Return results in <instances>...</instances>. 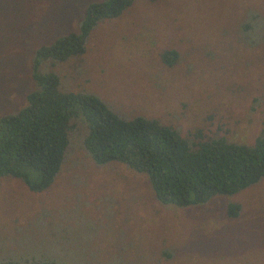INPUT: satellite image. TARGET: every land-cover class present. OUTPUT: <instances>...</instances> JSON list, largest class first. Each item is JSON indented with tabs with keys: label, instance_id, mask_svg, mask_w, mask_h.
<instances>
[{
	"label": "rangeland",
	"instance_id": "rangeland-1",
	"mask_svg": "<svg viewBox=\"0 0 264 264\" xmlns=\"http://www.w3.org/2000/svg\"><path fill=\"white\" fill-rule=\"evenodd\" d=\"M105 1L0 0V118L38 89L36 51L78 33L86 9ZM168 51L178 56L171 64ZM52 73L62 92L96 95L127 118L253 146L263 130L264 0H135L98 23L83 55L37 71ZM83 127L47 190L0 179V260L36 252L58 264H264V180L205 204L165 206L146 175L96 164Z\"/></svg>",
	"mask_w": 264,
	"mask_h": 264
},
{
	"label": "trees",
	"instance_id": "trees-1",
	"mask_svg": "<svg viewBox=\"0 0 264 264\" xmlns=\"http://www.w3.org/2000/svg\"><path fill=\"white\" fill-rule=\"evenodd\" d=\"M134 1L90 5L78 33L36 51L33 78L38 89L28 95L18 113L0 118V179H18L34 193L47 190L84 124L86 133L80 143L94 162H118L146 175L156 199L165 206L205 204L217 196L237 195L264 180V112L263 130L253 146L206 138L202 130L182 136L180 130L155 119L122 116L96 95L62 92L56 74H37L45 62L64 63L83 55L98 23L121 16ZM177 58L174 51L163 56L164 63L170 64ZM240 212L238 204L228 208L230 217ZM28 255L30 259L0 260V264H58L46 257L35 260L36 252ZM166 257L171 259L172 253Z\"/></svg>",
	"mask_w": 264,
	"mask_h": 264
}]
</instances>
